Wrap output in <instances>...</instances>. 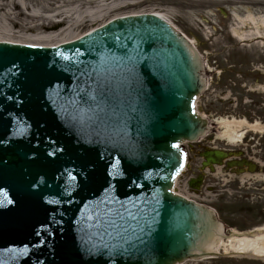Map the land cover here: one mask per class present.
I'll return each mask as SVG.
<instances>
[{
  "label": "water",
  "instance_id": "1",
  "mask_svg": "<svg viewBox=\"0 0 264 264\" xmlns=\"http://www.w3.org/2000/svg\"><path fill=\"white\" fill-rule=\"evenodd\" d=\"M170 24L146 14L51 49L0 43V264L215 257V213L173 192L179 145L212 131L195 112L205 62Z\"/></svg>",
  "mask_w": 264,
  "mask_h": 264
},
{
  "label": "rangeland",
  "instance_id": "2",
  "mask_svg": "<svg viewBox=\"0 0 264 264\" xmlns=\"http://www.w3.org/2000/svg\"><path fill=\"white\" fill-rule=\"evenodd\" d=\"M124 1L126 2L124 7L108 12L96 25L91 24L81 27L75 32V35H84L92 28L101 27L121 15H131L146 11L166 15L176 29L192 39L200 51L199 53L203 56L209 72L207 73L211 87L205 91L206 94L200 96L197 104L199 114L209 121L208 124H210L212 133L207 134L202 141L184 145L188 166L183 176H180L176 191L182 196L192 198L195 202L216 210L218 214L216 216L221 222L225 219H236L241 222V219L246 221L263 217L264 197L263 200H260L258 197L253 196L257 195V193L264 194V130L262 132H249L247 130L240 141L233 143L225 136L226 128L223 122L234 119L238 121L245 120L250 124L260 123L264 127V67L261 66L262 60H264V29L260 31L262 33L261 38H257L254 32L249 29L245 31V34H251V39L241 41L234 38L230 30L236 25L240 26L234 13L240 16H244V14L241 15V12L238 13L235 8L227 6L233 3L218 4L213 10L214 12L209 14L195 10H190L189 13H186L187 6H185L183 0ZM204 21H208V23L214 22L215 25H219V21H222L224 25L227 23L226 27L228 29L225 26L221 27L225 29V32L221 36H215L212 29L211 31L209 28V30L207 29L208 23ZM43 45L47 46L46 44L39 46ZM241 60L245 61V63L247 62L248 67L246 68L250 71L249 78L243 79L239 72L236 71L241 69L236 66ZM243 68L245 70V67ZM258 76L263 79L262 82L253 79L255 77L258 78ZM206 148H224L233 152L235 150H244L245 153L256 158L260 164L259 171L255 172L256 174L253 176H248L247 179L240 177L241 180L250 178L252 185L244 184L245 190L242 187L243 185H239L241 188H238L232 182L237 180L235 176H228L227 172L218 167L215 168L214 172H211V175L206 171L207 180L205 185H208L205 190L206 194L200 197L197 196L189 187V181L190 178L195 177L203 170L201 165L203 159L200 152ZM215 183L217 184L214 185ZM214 188L218 192L209 193ZM245 192L251 194V197L249 196L248 199L242 198L241 196ZM233 203L235 204L232 205ZM232 206L236 209L235 212H231ZM249 206L253 209V212H256L254 213L255 215L248 216L246 214ZM234 213L237 214L233 215ZM232 232L243 233L242 230L234 227L233 231H229L226 235ZM225 242L227 244V241ZM227 248L219 249L221 256L218 258L204 261H188L184 264H264V259L237 256L234 251Z\"/></svg>",
  "mask_w": 264,
  "mask_h": 264
},
{
  "label": "bare ground",
  "instance_id": "3",
  "mask_svg": "<svg viewBox=\"0 0 264 264\" xmlns=\"http://www.w3.org/2000/svg\"><path fill=\"white\" fill-rule=\"evenodd\" d=\"M183 2L187 8L195 11L202 6H212V4L216 6L233 3L232 5L235 6H244L247 12L244 19L234 13L240 26L236 25L230 30L233 37L241 41L251 39L252 35L245 34L243 29L247 24L252 25L254 29L252 32L257 38L262 36L260 31L264 29V17H255L250 7L264 8V0H183ZM124 5H126L124 0H0V42L22 45L32 43L30 44L32 46L46 44L50 47L71 42L83 36L75 35L78 29L86 25H96L108 12L119 10ZM150 13L169 20L164 14L146 11L121 15L117 18ZM209 24L215 25L214 22ZM98 28L100 26L92 28L88 33ZM223 32L225 29L214 30V35L221 36ZM191 42L193 43L192 40ZM223 125L226 128L225 136L233 143L240 141L247 130L249 132L264 130L260 123L250 124L245 120H225ZM174 192L177 193L176 189ZM227 244L219 239L215 246L216 251L228 247L237 256H254L264 259V229L253 233L252 237L234 235L228 239Z\"/></svg>",
  "mask_w": 264,
  "mask_h": 264
},
{
  "label": "flooded vegetation",
  "instance_id": "4",
  "mask_svg": "<svg viewBox=\"0 0 264 264\" xmlns=\"http://www.w3.org/2000/svg\"><path fill=\"white\" fill-rule=\"evenodd\" d=\"M227 6H229L231 8L232 7L235 8V10H238L237 11L238 13L241 12L240 13L241 15L244 14V16L239 15L243 19L247 14L246 10L244 9L245 8L244 6H239V5L238 6L227 5ZM250 8H251V13H253L255 15V17H257V18L264 17V8L263 7H259L258 9H256V7H254V8L250 7ZM214 9H215V6H213V7L212 6H205V7L200 8L197 11L201 12V13L204 11V12H207L210 14L211 12L212 13L214 12L213 11ZM190 10H193V9L187 8L185 10V12L189 13ZM204 22L208 23V21H204ZM226 24L227 23H225V25H224L222 21H219V25H214V26L212 24L208 23L207 29L209 28L210 30L212 29L213 31L214 30H222L221 27L225 26V28H226ZM218 28H221V29H218ZM243 29H244V31H246L248 29L252 30V31L254 30L252 28V25H249V24H247L245 26V28H243ZM249 32H251V31H249ZM236 66L241 68L240 70H236V71L239 72L240 76L243 77V79L249 78L250 71L246 68V67H248L247 62L245 63V61L241 60V62L237 63ZM261 66L264 67V60H262ZM243 67H245V70ZM255 75H258V74H255ZM256 77L253 79H255V80L257 79L258 82H262L263 79L261 77H259V76H258V78H256ZM215 151H219V153L223 152L224 154H226L227 159L222 161V163H220L221 164L220 166L210 165L209 167L206 168L204 166V164H206V159L204 158V154H207V153L210 154V153L215 152ZM200 153H201L200 155L203 159V163L201 164L203 167V170L198 175H195V177L190 178V181H189V187L196 193L197 196L200 197L203 194H206L205 190L207 189V186H208V185L207 186L205 185L206 180H207L206 171H208L211 175L212 174L211 172H214L215 168H218V167L222 168L223 171L227 172L226 174L228 176H231V175L235 176V178L237 180H233L232 182H234L233 184H235L238 188H241L239 185H243L242 187L245 190L244 184H247L249 186L252 185L250 178L248 180H244V179L241 180L240 177H245V179H247L248 176L255 175V172L258 171L259 161L256 160V158L248 155V153H245L244 150H235L233 152L232 150H227L224 148H206V149H202ZM252 170H254L253 173H252ZM216 184L217 183H215L214 185H216ZM212 192L217 193L218 190H215V188H214L212 191L211 190L209 191V193H212ZM250 195L251 194H248L247 192H245L244 194H242L241 197L244 199H248ZM253 197H258L260 200H263L264 194L263 193H257V195L255 194ZM234 204L235 203H233L232 205H234ZM263 204H264V201H263ZM254 206H255V204H254ZM235 211H236V209L233 208V206H232L231 212H235ZM254 213H256V212H253V209L250 208V206H249L248 213H246V214H248V216H251V215H255ZM236 214L237 213H234L233 215H236ZM239 222L240 221L236 220V219H225L222 221L223 226L225 227L227 233H229V231L230 232L233 231V228L236 227L238 230H242V232H245L246 235H248L249 237H252L253 233L255 234V232H257V228H263L264 227V216L260 217L259 219H255V220L251 219V220L244 221L241 219V222L240 223ZM252 258L259 259V257H252ZM214 264H216V263H214Z\"/></svg>",
  "mask_w": 264,
  "mask_h": 264
}]
</instances>
